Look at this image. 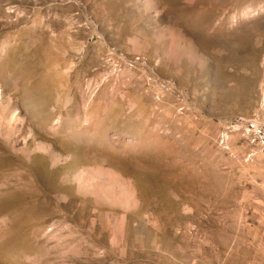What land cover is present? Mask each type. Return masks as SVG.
I'll return each mask as SVG.
<instances>
[{"label": "rangeland", "instance_id": "rangeland-1", "mask_svg": "<svg viewBox=\"0 0 264 264\" xmlns=\"http://www.w3.org/2000/svg\"><path fill=\"white\" fill-rule=\"evenodd\" d=\"M264 0H0V264H264Z\"/></svg>", "mask_w": 264, "mask_h": 264}, {"label": "built area", "instance_id": "built-area-1", "mask_svg": "<svg viewBox=\"0 0 264 264\" xmlns=\"http://www.w3.org/2000/svg\"><path fill=\"white\" fill-rule=\"evenodd\" d=\"M247 127L253 136H258L259 138L264 139V128L262 126L255 122H249Z\"/></svg>", "mask_w": 264, "mask_h": 264}, {"label": "bare ground", "instance_id": "bare-ground-1", "mask_svg": "<svg viewBox=\"0 0 264 264\" xmlns=\"http://www.w3.org/2000/svg\"><path fill=\"white\" fill-rule=\"evenodd\" d=\"M259 141H263L264 142V139L262 138H259L258 136H255Z\"/></svg>", "mask_w": 264, "mask_h": 264}]
</instances>
